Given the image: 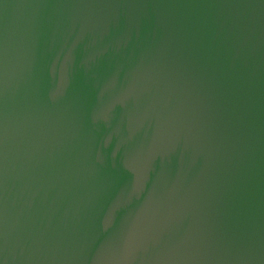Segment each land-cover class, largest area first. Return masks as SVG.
Here are the masks:
<instances>
[{
	"label": "water",
	"instance_id": "water-1",
	"mask_svg": "<svg viewBox=\"0 0 264 264\" xmlns=\"http://www.w3.org/2000/svg\"><path fill=\"white\" fill-rule=\"evenodd\" d=\"M0 264H264V0H0Z\"/></svg>",
	"mask_w": 264,
	"mask_h": 264
}]
</instances>
